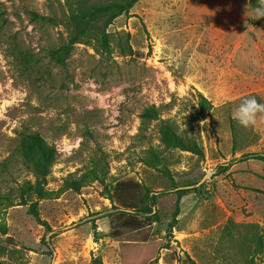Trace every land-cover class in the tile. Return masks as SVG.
Returning <instances> with one entry per match:
<instances>
[{
    "label": "rangeland",
    "instance_id": "374dc122",
    "mask_svg": "<svg viewBox=\"0 0 264 264\" xmlns=\"http://www.w3.org/2000/svg\"><path fill=\"white\" fill-rule=\"evenodd\" d=\"M106 0H89V4ZM78 0H0V162L7 161L9 186L31 178L18 153L20 132H39L57 150L49 188L83 169L93 152L109 162L108 181L132 179L153 190L156 219L143 228L113 232L117 220L98 182L79 192L39 201L50 229L10 207L8 235L23 247L27 264H124L136 256L151 264H246L264 238V114L243 127L233 118L242 98L264 102V16L245 0H139L115 18L108 32H128L137 54L96 50L77 44L65 66L48 56L66 43L65 24ZM264 5V0H261ZM213 104L205 118L196 92ZM160 108L180 132L192 134L204 155L173 149L156 167L141 163L149 146L159 148L157 121L145 137L140 112ZM231 124L235 126L233 149ZM234 160V161H233ZM233 162L217 173L220 163ZM206 178L196 185L204 176ZM194 185L180 198L179 186ZM179 214L173 220L176 202ZM175 224L171 228V224Z\"/></svg>",
    "mask_w": 264,
    "mask_h": 264
},
{
    "label": "trees",
    "instance_id": "16d2710c",
    "mask_svg": "<svg viewBox=\"0 0 264 264\" xmlns=\"http://www.w3.org/2000/svg\"><path fill=\"white\" fill-rule=\"evenodd\" d=\"M139 0H106L102 3L89 4V0H78L77 5L70 11L65 24L69 29L68 40L48 50L49 58L59 66H65L77 44L96 43V50L101 49L105 54H111L117 49L120 55L131 56L137 54L130 45L128 32H108L107 27L122 14H128ZM253 10H260L264 16V5L261 0H245ZM199 110L194 119L205 118L213 108L212 102L201 92H196ZM140 132L136 137L144 138L149 120L157 121L159 148L149 146L144 149L140 162L148 167H156L164 158L165 153L177 149L190 152L196 156L204 155L202 144L187 132H180L178 126L170 118H162L160 108L155 105L145 107L139 114ZM235 126L231 124L233 134V149L236 148ZM18 156L28 170L31 178H25L16 185L9 186L6 180L8 175L7 161L0 162V264H27L23 247L10 235L5 220V214L15 205H28V212L39 224L50 229L46 220L42 219L39 211V201L56 199L67 190L79 192L81 188L98 182L102 186V194L112 204L114 212L103 216H110L117 220L114 229L116 236L121 229H140L152 223L157 214L153 205L157 197L171 193L170 189L153 190L142 182L123 179L108 181L109 162L102 151L93 152L83 169L69 173L62 179L57 189L49 188L50 175L53 165L57 162L58 153L53 144H50L39 132L23 130L20 133ZM252 155L253 158L264 161V153L244 154L241 157ZM234 161V160H233ZM233 162L220 163L217 173L227 171ZM191 185V184H190ZM189 186V185H187ZM176 190L178 198L188 192L189 188ZM179 214V199L176 202L173 220ZM175 224H171L174 228ZM256 252H263L264 238L259 235L255 238ZM124 264H151L146 258L136 256L127 259ZM185 264H196L194 260L185 256ZM94 264H103L99 256L94 258ZM246 264H257L250 258Z\"/></svg>",
    "mask_w": 264,
    "mask_h": 264
},
{
    "label": "clouds",
    "instance_id": "9594fccd",
    "mask_svg": "<svg viewBox=\"0 0 264 264\" xmlns=\"http://www.w3.org/2000/svg\"><path fill=\"white\" fill-rule=\"evenodd\" d=\"M264 114V102L258 101L255 96L242 98L233 112V118L239 125L247 128L255 125L258 115Z\"/></svg>",
    "mask_w": 264,
    "mask_h": 264
},
{
    "label": "water",
    "instance_id": "95a60500",
    "mask_svg": "<svg viewBox=\"0 0 264 264\" xmlns=\"http://www.w3.org/2000/svg\"><path fill=\"white\" fill-rule=\"evenodd\" d=\"M206 178V175L196 184L199 185L202 181H204ZM194 185H189V186H185V187H180V188H192Z\"/></svg>",
    "mask_w": 264,
    "mask_h": 264
}]
</instances>
